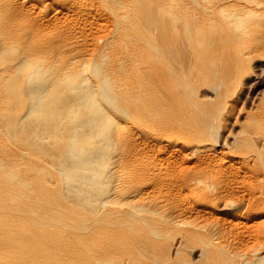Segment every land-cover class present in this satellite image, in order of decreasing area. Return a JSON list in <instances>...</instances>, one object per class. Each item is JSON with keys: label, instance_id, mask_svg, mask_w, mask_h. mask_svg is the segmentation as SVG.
<instances>
[{"label": "rangeland", "instance_id": "obj_1", "mask_svg": "<svg viewBox=\"0 0 264 264\" xmlns=\"http://www.w3.org/2000/svg\"><path fill=\"white\" fill-rule=\"evenodd\" d=\"M132 21L165 45L169 69L129 60ZM81 66L126 100L140 86L151 123L130 125L134 144L114 142L129 110L61 87ZM27 189L43 196L35 215L8 200ZM0 253V264H264V0H0Z\"/></svg>", "mask_w": 264, "mask_h": 264}, {"label": "bare ground", "instance_id": "obj_2", "mask_svg": "<svg viewBox=\"0 0 264 264\" xmlns=\"http://www.w3.org/2000/svg\"><path fill=\"white\" fill-rule=\"evenodd\" d=\"M164 1L165 6L169 8L176 7L178 5V0H160ZM13 3H18L19 0H12ZM151 5V4H150ZM211 8H215L214 4H209ZM78 11H81L79 9ZM178 14H175L177 16ZM44 18H48V14L43 15ZM152 34H154V31L150 30L146 26V22H139V21H132L131 25L129 27H126L121 35L124 38H128L130 43H127V46L132 50L129 60L131 62H136L137 58L139 59V64L142 66H151L153 68H157L160 70H166L169 69L168 62L166 59V56L164 54L165 45L161 46L159 43H156L154 40ZM42 65L46 64V61L40 60ZM94 75L93 71L90 70L87 66H81L78 67L74 75H72L69 78L60 80L61 87L68 86L71 83L76 84L77 86H80L84 89L89 90H97L101 92L102 96L106 99L107 103L109 105H117L122 110L127 111L133 115V118L135 119L132 121L129 126L126 124L120 125L115 129L114 132V142L119 143L121 146H128L131 144H134L136 141V137H126L124 134L128 131V129L131 128L136 129L137 124L139 121H146L148 123H151L150 121V115L148 114V108L150 107L151 103L147 102L145 100H139V94L138 91L141 90L140 86L138 87H132L128 86L126 87V93L133 94L130 96L128 100L124 98V94L120 93L119 91L113 89L110 84L111 82H108V79H101L100 81H91V77ZM164 83H166L164 81ZM93 113H104L103 110L98 107L96 102H93L91 99H87V105H86ZM142 106V107H141ZM141 107V108H139ZM127 118V117H126ZM125 120V119H124ZM127 120V119H126ZM112 123V119L109 116H105L102 123L100 124V129L105 130L107 129ZM94 139V137L90 136L88 137V140L91 142ZM88 162L87 158L80 159V164L85 165ZM226 166V163L224 161H220L216 164V169H222ZM124 168L120 167L118 168L117 172L123 173ZM215 181H218L219 178L215 177ZM121 188V187H120ZM12 200L15 202H18L20 199H22L24 204H27V211H23L26 215H35V209L31 206L34 205L35 202L39 203L43 200V196L38 193H33V191H30L29 189L24 190L22 192V195H11L8 197V200ZM7 208V206H6ZM18 222L17 219H14ZM24 221H20V224ZM17 244H20V246L25 245V242L18 241ZM0 259H6L5 253H0ZM77 260L76 258H74ZM81 261H88L86 258L79 259Z\"/></svg>", "mask_w": 264, "mask_h": 264}]
</instances>
